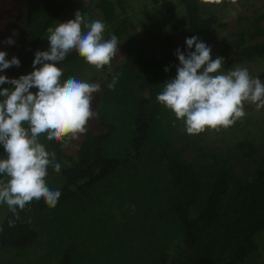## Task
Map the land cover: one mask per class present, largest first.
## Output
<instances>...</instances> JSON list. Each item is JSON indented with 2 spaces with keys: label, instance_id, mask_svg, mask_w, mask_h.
<instances>
[{
  "label": "trees",
  "instance_id": "16d2710c",
  "mask_svg": "<svg viewBox=\"0 0 264 264\" xmlns=\"http://www.w3.org/2000/svg\"><path fill=\"white\" fill-rule=\"evenodd\" d=\"M175 1L185 12L177 34L161 26L140 45L133 43L138 33L127 16L130 0H28L26 25L9 58L20 60L8 68L14 78L31 72L40 39L68 6L102 21L105 39L114 34L120 44L111 66L85 80L98 82L104 74L96 126L67 142L41 137L61 164L59 173L49 167L46 177L48 187L61 192L56 206L33 200L17 209L16 219L0 204V264H244L257 253L264 231L259 139L240 123L189 138L156 97L175 78V51L187 52L186 38L198 36L213 59L231 50L240 63L264 59V14L254 17L251 31L213 40L218 15L203 0ZM57 66L64 80L92 65L72 51ZM206 136L217 140L205 142Z\"/></svg>",
  "mask_w": 264,
  "mask_h": 264
},
{
  "label": "clouds",
  "instance_id": "9594fccd",
  "mask_svg": "<svg viewBox=\"0 0 264 264\" xmlns=\"http://www.w3.org/2000/svg\"><path fill=\"white\" fill-rule=\"evenodd\" d=\"M104 31L102 21L88 20L78 10L74 19L47 28L49 48L35 52L31 72L18 78L0 75V85H10L0 87V145L6 154L0 157V204H6L16 219L17 209L25 210L33 200L43 199L55 207L61 196L46 183L48 168L59 173L61 164L41 137L67 142L84 133L88 120L96 115L91 102L101 85L76 77L62 80L63 70L57 65L75 51L97 70L110 67L120 42L114 34L105 39ZM6 43L15 41L9 37ZM185 43L186 53L175 51L179 60L175 78L163 83L156 99L183 122L188 134L232 126L246 115L245 102L264 107V82L258 76L240 66L222 71L224 58L213 59L211 47L198 36L186 38ZM6 55L0 51V71L20 65L16 56L9 60ZM117 80L118 75L113 76L107 87L114 89Z\"/></svg>",
  "mask_w": 264,
  "mask_h": 264
},
{
  "label": "rangeland",
  "instance_id": "374dc122",
  "mask_svg": "<svg viewBox=\"0 0 264 264\" xmlns=\"http://www.w3.org/2000/svg\"><path fill=\"white\" fill-rule=\"evenodd\" d=\"M27 3L28 0H0V51H5L7 53L6 59L10 58L13 51V45H15H9L6 43L8 36L11 33H14L16 35L15 43H18L22 37L28 16ZM203 3L205 4L207 11L214 12L219 17V23L215 26V33L211 36L213 40L221 39L230 41L233 35L242 33L244 30L251 31L253 25L252 23L255 20L254 17L264 14V0H236V3H232V0H203ZM68 7L63 11L60 20L58 19L56 23L74 19L76 10ZM127 9V16L132 22V31L138 33V35L134 36L133 43L135 42L140 45L143 41L149 38L148 35H146L147 32H151V30L161 26L165 31H171L175 36L185 21V12L175 0H130ZM172 25L175 26L172 27ZM259 26H262V31L264 32V19L260 21ZM107 27L108 26L105 25V31L107 30ZM176 40H178L177 43H179V36H176ZM39 44V50H47L49 48L47 36L44 38L42 37ZM140 45H137V47ZM226 53L227 54H222V56H220L224 58V65L221 69L222 71H227L237 66L244 67L248 69L252 77L258 76L261 81L264 82L263 58L240 63L235 56L236 53L234 50ZM119 54L120 55H118L116 63H119V58L124 55L123 48H121ZM32 61L33 60L31 59L28 68L29 70L32 67ZM32 70L33 68L31 71ZM95 70L96 68H92V66L87 68L85 67L83 75H76L73 77L81 80H88L89 77L93 75ZM96 74L98 73H94V75ZM0 75H6L9 78H14L8 69L0 71ZM103 76H97L98 82L94 81L93 83L100 84L99 80L103 79ZM9 86L10 85L8 84L0 85V87ZM100 91L93 94L91 102V108L95 114L98 103L97 95L99 97ZM244 111L246 115L242 119L237 120L235 123L236 125H239L238 123H240V127L246 131L251 130L250 132L252 138L259 139L257 143L260 144V147L264 152V107L257 109L255 104L245 102ZM96 119L97 115L90 118L85 126L86 129L95 127L97 124ZM229 128L230 127L221 129L227 132ZM178 129H180L179 131H181V133L188 134L184 130V127L181 126ZM216 131L217 130L214 129H206L204 133L212 132L217 134L218 132ZM189 135V138H192L193 135ZM207 136L204 139L205 142L208 141L210 143H214L217 140L214 137L207 138ZM257 242L260 245L257 253L252 255L244 264H261L264 259V231L261 235H259Z\"/></svg>",
  "mask_w": 264,
  "mask_h": 264
}]
</instances>
